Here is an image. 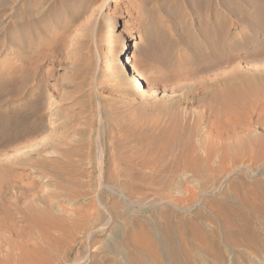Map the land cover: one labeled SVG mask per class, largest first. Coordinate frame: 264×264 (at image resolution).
Wrapping results in <instances>:
<instances>
[{
    "label": "rangeland",
    "instance_id": "rangeland-1",
    "mask_svg": "<svg viewBox=\"0 0 264 264\" xmlns=\"http://www.w3.org/2000/svg\"><path fill=\"white\" fill-rule=\"evenodd\" d=\"M0 3L6 4L0 6V264H112L114 254L93 253L94 230L165 218L204 236L187 234L180 242L193 248L191 258L171 256L166 264H264V216L250 213L259 236L247 248L227 243V232L237 238L241 222L229 228L213 208L226 193H234L235 203L264 191V131L255 123L264 118L258 113L264 114V96L258 99L264 95V0ZM131 34L128 52H136L146 79L132 84L122 61ZM226 55L235 58L225 63ZM234 67L243 87L235 84L239 104L227 120L218 95L235 88L224 75ZM205 108L211 114L192 140L229 157L221 164L215 157L195 175L174 161L157 130L171 117L182 123L185 111L196 116ZM207 178L211 187L203 186ZM33 214L43 219L23 218ZM97 232L99 240L108 235ZM139 254L144 264H163Z\"/></svg>",
    "mask_w": 264,
    "mask_h": 264
},
{
    "label": "bare ground",
    "instance_id": "bare-ground-1",
    "mask_svg": "<svg viewBox=\"0 0 264 264\" xmlns=\"http://www.w3.org/2000/svg\"><path fill=\"white\" fill-rule=\"evenodd\" d=\"M86 1V0H85ZM93 2V1H92ZM6 3V2H4ZM90 4V3H89ZM1 5H4V4H1L0 3V6ZM6 5V4H5ZM4 5V6H5ZM2 6V7H4ZM52 6V5H51ZM212 7V6H211ZM214 8H219V5L215 4L213 6ZM229 8V7H228ZM1 10V9H0ZM2 12V11H1ZM229 12V11H228ZM32 14V13H31ZM35 14V13H34ZM15 25V24H14ZM42 30V29H41ZM122 33V30L119 31L118 34H121ZM256 34V33H255ZM258 35V34H257ZM263 36V35H262ZM235 38V36H233ZM251 37V36H250ZM254 37V36H253ZM132 38H134V35L131 34L129 39H126V44L123 46V50L126 49V52H123V57H122V61L124 62V64H126L129 68V72L128 73V78L130 77L132 79H130L131 81V84L134 80H138L139 82L140 81H146L145 77L143 76V73L140 71L139 67L137 66V64L134 62V59L136 57V52L134 50H130L129 51V47H128V44H127V41L129 40H132ZM234 38L230 41V43L227 44V49L229 51H232L234 50L235 48V40ZM257 38V37H256ZM27 39H30V36L26 38ZM250 39V38H249ZM31 40V39H30ZM29 40V41H30ZM255 40V39H254ZM28 41V42H29ZM257 41V40H256ZM259 41V40H258ZM252 42V41H251ZM263 42V41H262ZM250 46V45H249ZM128 52V53H127ZM263 56V55H262ZM116 58V57H115ZM120 58V56H119ZM235 58L234 55H226V58L224 60L225 63H230L233 61V59ZM257 58V57H256ZM261 58V57H260ZM250 60V59H249ZM256 60V59H255ZM261 61L263 60L264 61V58L260 59ZM259 60V61H260ZM258 61V60H257ZM252 62V60L250 61ZM263 63V62H261ZM261 63H259V65H261ZM239 64V63H238ZM257 65V64H256ZM255 65V67H256ZM258 65V66H259ZM263 65V64H262ZM261 65V66H262ZM220 66V65H219ZM229 66V65H228ZM236 66V65H235ZM238 66V65H237ZM246 66V65H245ZM252 66V65H251ZM251 66H250V69H251ZM259 66V67H261ZM232 67V65H231ZM240 66H238V68L236 70L239 69V72H241V69H243V67L240 69L239 68ZM253 67V66H252ZM255 67H254V70H255ZM264 67V66H263ZM262 67V68H263ZM72 68V67H71ZM249 69V70H250ZM235 70V67L231 69V71L228 73V74H224L226 77H229L228 80L230 79L231 82H229V85L230 83L233 84V86L235 87V84L238 85V83H236L237 80H241V79H237L236 80V77H235V72H233ZM248 70V72H249ZM264 70V68H263ZM262 70V71H263ZM244 71V69H243ZM242 71V72H243ZM246 73H247V70L245 69ZM244 71V72H245ZM261 73L262 71L259 70ZM252 72V71H251ZM257 72V70L255 71ZM254 74V72H252ZM264 73V71H263ZM210 74V73H209ZM251 74V75H253ZM258 74V72H257ZM256 75V73H255ZM222 75H220L219 77H221ZM237 76V75H236ZM242 76H244V74H242ZM248 76V75H247ZM250 76V75H249ZM260 75H257L256 77H258ZM238 77V76H237ZM241 77V76H239ZM263 77V75H262ZM261 77V78H262ZM217 78V77H216ZM243 78V77H242ZM251 78V77H249ZM255 78V77H254ZM260 78V77H259ZM260 78V79H261ZM226 79V78H225ZM245 79V78H244ZM257 79V78H256ZM220 81L219 79H216V85L219 86V82ZM226 79V81H228ZM243 80V79H242ZM247 80V79H245ZM249 80V79H248ZM129 81V82H130ZM215 81V80H213ZM223 81V80H222ZM253 82V80H251ZM251 81H250V84H251ZM225 82V81H224ZM238 82V81H237ZM245 82V81H243ZM242 82V83H243ZM254 84H256V81L254 80ZM262 82H264V80L261 81V84ZM214 83V84H215ZM218 83V84H217ZM223 83V82H222ZM242 83H239V84H242ZM249 83V81H248ZM260 83V82H259ZM135 84V83H134ZM213 84V83H212ZM225 84H227V82H225ZM247 84V83H245ZM249 84V85H250ZM252 83L251 86L254 85ZM260 84V85H261ZM258 85L257 87L259 88ZM264 85V84H262ZM261 85V87H262ZM139 86H142V84L140 83ZM239 86V85H238ZM136 87L138 88L137 84H136ZM143 87V86H142ZM149 88V86H147ZM193 87V86H192ZM230 88V86H228ZM227 87V88H228ZM232 87V86H231ZM240 87H243L242 85L239 86ZM250 87V86H249ZM18 88V87H17ZM179 88V87H178ZM178 88H176L178 90ZM181 88V87H180ZM179 88V89H180ZM226 88V86H225ZM237 86L235 88H230V89H225V91H229V94L228 96H226L225 94H227L225 92V94L223 93L224 90H222L223 92H220L221 94L218 95L220 96L219 99H221L222 101V104L223 106L225 107V114L228 115L229 117H227V120L228 118H231L232 116V113H231V109L233 110V106H236L235 104H239L237 103L236 101L237 98H238V91H237ZM264 88V86L262 87ZM11 89V88H10ZM15 89V88H14ZM169 89V88H168ZM223 89H224V86H223ZM260 89V88H259ZM257 89V90H259ZM150 90V88L148 89ZM219 90V89H218ZM217 90V91H218ZM241 90V89H240ZM243 90H247V89H243ZM264 89H262L263 91ZM9 91V90H8ZM12 91H13V88H12ZM15 91V90H14ZM154 91V90H153ZM261 91V92H262ZM240 93L242 91H239ZM6 93V92H5ZM53 93V92H52ZM182 93V92H181ZM217 92L215 91V94ZM260 93V92H258ZM3 94V93H2ZM218 94V93H217ZM216 94V95H217ZM8 95V94H7ZM215 95V96H216ZM259 95V94H257ZM256 95V96H257ZM156 96V95H155ZM173 96V95H172ZM255 96V94H254ZM253 96V97H254ZM264 95L260 96L261 98H258V99H261L260 101H262V98H263ZM172 98V97H170ZM169 98V99H170ZM178 98V97H177ZM217 98V97H216ZM185 99V98H184ZM218 99V98H217ZM218 99V101H219ZM239 99V98H238ZM254 99V98H253ZM256 99V98H255ZM254 99V100H255ZM175 100V99H174ZM177 100V99H176ZM183 100V99H182ZM247 100V99H245ZM244 103V106L246 104H248L247 101H244L242 100ZM252 101V99H251ZM258 101V100H257ZM259 101V102H260ZM176 102H179V101H176ZM234 102V103H232ZM239 102H241V100H239ZM256 103V102H255ZM263 103H264V99H263ZM179 104V103H178ZM220 104V102L218 103ZM234 104V105H232ZM260 103H257L256 105H258ZM221 105V104H220ZM232 105V107H231ZM248 105H251L250 102ZM248 105H246L247 107H249ZM254 105V104H252ZM222 106V105H221ZM220 107V109H222ZM243 106V105H241ZM261 106H263L261 104ZM260 106V107H261ZM252 107V106H251ZM250 107V109H251ZM255 109H256V106H254ZM254 107H253V110H254ZM259 107V105L257 106ZM231 108V109H230ZM240 108V107H239ZM262 108V107H261ZM264 108V106H263ZM262 108V109H263ZM228 109V111H227ZM248 110H250L249 108H246ZM252 110V109H251ZM190 111V110H189ZM189 111H185V114L182 118V123H177L178 121H176L174 119V117H171L169 119H167L166 121H164V125L163 123L161 124L162 126H159L157 132L160 136H166V146H168V150H171L173 149L174 150V154H173V159L175 162L177 163H181V166L182 168L184 169V171H189L191 172L192 174H195V175H199L200 174V167L202 166V164L204 163H207V162H210L211 160H213L215 157H218V162L221 164V163H224L226 161V157H229V156H226V153H222L221 155L219 156H216L213 152V148H211L210 146H205L203 140H198L197 143H194L193 142V138H192V131L194 128H196V126H198L200 124V121H202L204 118H209V114H211V108L210 109H207L205 108V110L203 112H201V116L200 114L196 115L193 113L192 111V114L189 113ZM209 111V113H208ZM257 111V109H256ZM237 112H238V107H237ZM247 112V111H246ZM251 112V111H250ZM255 112V111H254ZM261 109L258 111V113L260 115H264L262 113ZM207 113V114H206ZM223 113V114H224ZM264 113V112H263ZM183 114V113H182ZM190 114V116H189ZM235 113H233L234 115ZM248 114V113H247ZM208 115V116H207ZM249 115H253L252 113ZM256 115V114H254ZM235 116V115H234ZM237 116V115H236ZM250 116V117H251ZM258 116V114H257ZM264 117V116H262ZM258 119V118H257ZM264 119V118H263ZM260 120L259 122V125H258V121H255V123L257 122V129L256 131L258 130L259 132L261 131H264V120ZM181 121V120H180ZM231 120H229V123H233V122H230ZM204 122V121H203ZM231 125V124H230ZM229 125V126H230ZM233 125V124H232ZM231 125V126H232ZM230 126V127H231ZM234 126V125H233ZM226 128V127H225ZM237 129V128H236ZM255 130V129H254ZM257 131V132H258ZM166 133V134H165ZM34 134V133H33ZM30 135V134H29ZM27 137V136H26ZM259 137V136H258ZM22 138V137H21ZM257 137H255L254 139H256ZM253 139V140H254ZM261 139V137L259 138ZM252 140V141H253ZM263 140V139H262ZM138 141V140H137ZM264 141V140H263ZM257 142V141H255ZM258 142L260 143V140H258ZM261 144V143H260ZM135 146H136V143H135ZM229 147V146H228ZM145 148V147H144ZM227 149V147H225ZM224 149V152H226ZM231 149V148H230ZM229 150V149H228ZM147 151V149H146ZM136 152V151H135ZM134 152V153H135ZM229 152H232V151H229ZM228 152V153H229ZM133 153V154H134ZM227 153V154H228ZM137 154H138V150H137ZM136 153L134 155H137ZM141 155V154H140ZM142 156V155H141ZM138 157V156H137ZM140 157V156H139ZM208 180H204L203 181V186H206V187H211L213 183L209 184L210 183V178H207ZM6 184L7 182H2V184ZM10 183V182H8ZM1 184V185H2ZM8 185V184H6ZM5 185V186H6ZM12 185V184H11ZM211 185V186H210ZM260 185V184H259ZM10 186V185H8ZM13 186V185H12ZM18 187V186H17ZM19 188V187H18ZM261 188V187H260ZM253 189V188H252ZM255 189L257 190V188L255 187ZM262 190V188H261ZM21 192V190H20ZM19 192V194H20ZM23 194L25 193V191H22ZM27 192V191H26ZM235 192V190H234ZM254 192V191H253ZM258 192V191H256ZM22 194V193H21ZM234 193L231 194V192L229 193H226L224 194L225 196L222 198V199H218V200H213V208L214 210L221 214L223 216V221H224V224L226 226H229V228L231 226L233 227H236V223H237V219L238 221H240V226L239 228H237L236 232L238 234V237L236 238L235 235H231L230 233L227 232V243L229 244H237V245H246L247 248H250L253 246L254 242L258 240V236L259 235H256V233H258L257 231L255 232V230L252 228L251 226V221L253 220V216H251V212H256L258 214H261L264 216V191L263 193H258V194H255L253 196V198H250V196L247 197V195H242V196H239L238 197V202L234 201L235 203H232L231 202V199L233 198L232 195ZM246 194V193H245ZM30 195V194H29ZM2 195H0L1 197ZM2 199V198H1ZM0 199V200H1ZM216 199V198H215ZM3 200V199H2ZM236 200V199H235ZM233 201V199H232ZM11 204V202H9ZM1 204V203H0ZM10 206V205H9ZM11 207V206H10ZM243 207H247L248 208V212H244L243 210H241ZM32 208V207H31ZM33 209V208H32ZM31 209V210H32ZM37 210V207L36 209ZM28 211V210H27ZM27 211H24V212H27ZM41 210H37L38 214L41 213L39 212ZM32 211H28V213ZM36 212V214H37ZM26 213V214H28ZM35 213V212H33ZM1 214V213H0ZM9 214V213H8ZM36 214L33 216L34 217H31V216H28V215H23V218L24 216H27V217H30L29 219L34 223V224H37L38 220L35 218ZM44 214V212H43ZM43 214H41V216H38L39 218H42ZM46 215L45 217L46 218H49L48 215H47V212L44 214ZM37 217V216H36ZM37 217V218H38ZM26 218V217H25ZM38 218V219H39ZM43 219V218H42ZM46 219L44 218V221ZM29 221V220H28ZM30 221V223H31ZM31 223V224H33ZM193 223V222H192ZM39 224V223H38ZM194 224V223H193ZM41 225V224H39ZM38 225V226H39ZM36 226V225H33V227ZM32 227V226H31ZM38 228V227H37ZM40 228V227H39ZM193 229H194V226L192 227H186L182 224H174L172 223L168 218H165L164 221L162 222H154V223H149V222H145V223H136V224H132V225H119V226H103V228L99 227L97 228L96 230H94L92 232V241H91V246L93 248V253H95L97 256L99 255V250L100 252L103 254V256H106L108 255V253H111V254H114V259H113V262L112 264H144L145 262V258L143 256H141L139 254V252H146L147 254H149L151 257H153L155 260L158 259L159 262L163 263V264H166L165 261H169L170 258H173L171 256H178L180 258H191V252L193 251V248H189V250L185 249L184 246L182 245V243L180 241H183L185 236L187 234H191L195 239H204V236H203V233H200V232H193ZM97 231H103V232H108V235H105V237L102 239V240H99L98 239V236H99V233ZM231 231V230H229ZM248 237V238H247ZM100 241V242H99ZM176 242H179L177 244H175ZM99 243L101 245H99ZM122 247V248H121ZM160 248H162V250H160ZM162 251V253L159 252ZM26 252V251H25ZM217 255L222 257L223 256V250L220 252L217 251ZM225 256V255H224ZM179 258V259H180ZM120 260L119 262H117L116 260ZM176 260V259H175ZM178 260V259H177ZM124 261V262H123ZM181 261V260H180ZM197 264H201V261H196ZM196 262H189V264H196ZM170 264V263H169ZM171 264H180L179 261H172Z\"/></svg>",
    "mask_w": 264,
    "mask_h": 264
}]
</instances>
